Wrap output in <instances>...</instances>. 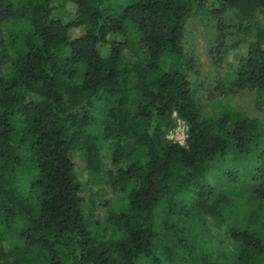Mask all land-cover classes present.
<instances>
[{"label": "trees", "instance_id": "1", "mask_svg": "<svg viewBox=\"0 0 264 264\" xmlns=\"http://www.w3.org/2000/svg\"><path fill=\"white\" fill-rule=\"evenodd\" d=\"M118 1L0 0V264H218L196 229L234 198L260 225L229 230L236 263L264 264V120L229 108L203 118L195 64L179 63L186 21L210 7L215 92L263 94L264 0ZM175 115L186 146L167 138ZM76 156L125 196L101 202L95 229Z\"/></svg>", "mask_w": 264, "mask_h": 264}, {"label": "rangeland", "instance_id": "2", "mask_svg": "<svg viewBox=\"0 0 264 264\" xmlns=\"http://www.w3.org/2000/svg\"><path fill=\"white\" fill-rule=\"evenodd\" d=\"M126 1L130 0H120L115 5L119 7ZM209 8L196 13L186 21L182 43L183 58L179 61L185 67L189 63L195 64L196 71L190 73V78L202 116L206 119H215L221 112L229 108L264 120V93L246 90L231 99H223L215 92L217 80L223 71L217 68L210 54L216 45L218 28ZM224 22L227 26L235 28L242 21L236 13L229 12L226 14ZM7 33L9 32L0 24V40L4 37L8 38L10 35ZM6 60L7 58L3 57L0 47V72L5 71ZM100 115L101 122H103L105 111H101ZM167 138L174 143L186 146L188 126L176 115L174 127L168 132ZM111 153L110 145L105 144L102 149L103 172L112 169ZM75 162L77 175L84 183L83 188L89 198L85 206L86 220L91 229H95L97 219L103 220L106 216L105 209L100 205L101 202L104 200H108L111 204L123 202L125 196L121 191H112L104 183L99 185L92 182L90 174L79 156L75 157ZM222 189L232 190L227 187H222ZM233 204L224 212L223 217L210 219L206 224L196 229L198 233L197 245L202 248V251L210 252L218 264H237V250L229 239V230L233 224L241 223L244 228L248 227L251 230H256L260 226L257 216L250 209L251 206L247 205V202L240 198H234ZM260 233L264 235V232Z\"/></svg>", "mask_w": 264, "mask_h": 264}, {"label": "built area", "instance_id": "3", "mask_svg": "<svg viewBox=\"0 0 264 264\" xmlns=\"http://www.w3.org/2000/svg\"><path fill=\"white\" fill-rule=\"evenodd\" d=\"M180 145H183V144H180Z\"/></svg>", "mask_w": 264, "mask_h": 264}]
</instances>
